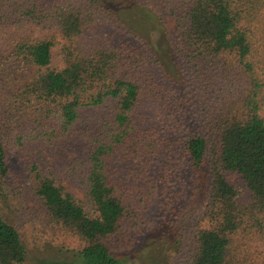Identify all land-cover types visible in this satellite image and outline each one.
I'll return each mask as SVG.
<instances>
[{"label":"trees","instance_id":"obj_1","mask_svg":"<svg viewBox=\"0 0 264 264\" xmlns=\"http://www.w3.org/2000/svg\"><path fill=\"white\" fill-rule=\"evenodd\" d=\"M106 14L132 39L160 30L163 62L182 73L199 75L203 64L221 71L215 102L196 94L199 112L188 120L144 128L141 99L145 87L156 91L153 77L124 64L113 34L94 36ZM30 28L49 35L23 38ZM2 34L0 264H28L19 231L2 214L9 140L27 162L30 190L48 223L81 245L71 262L46 264H124L119 255L153 226L150 208L170 169L169 158L158 159L162 151L181 152L194 173L204 167L209 178L206 226L194 232L184 264H264V0H0ZM54 58L62 67L51 66ZM183 94L168 95L171 116ZM73 147L79 155L56 171L40 156L58 161ZM57 174L79 186L86 204ZM231 175L247 189V201Z\"/></svg>","mask_w":264,"mask_h":264},{"label":"rangeland","instance_id":"obj_2","mask_svg":"<svg viewBox=\"0 0 264 264\" xmlns=\"http://www.w3.org/2000/svg\"><path fill=\"white\" fill-rule=\"evenodd\" d=\"M164 21L167 33L174 35L172 21L168 19L166 22L165 14ZM118 26L119 23L115 18L108 19L106 14L94 36L101 38V35H105L109 38L113 34L114 37L111 38L122 50L124 64L139 77L141 74L153 77L152 82L156 91L147 92L144 86L146 93L141 99L144 128L155 127L160 130L171 118L183 122L188 120L191 114L199 112L196 106L200 102L196 94L209 105L215 102L214 97L218 94L221 82V71L216 72L203 64L200 66L199 75L192 76L189 71L186 74L182 73L173 63L163 62L165 56L161 55L165 46L160 39L162 36L160 30L152 34V38L146 33L142 40H138L126 36L127 32L121 33ZM3 34L0 35L1 43ZM47 35H49L47 31L30 28L21 36L33 40ZM145 41L150 47L145 44ZM51 66L62 67L55 58ZM197 76L200 77L199 82L195 79ZM197 85L203 87L202 92L199 90L195 92ZM188 87L189 89H186ZM208 89L210 91H207ZM176 91L180 93L183 91L184 99L181 101L180 112L173 109L175 116H171L168 106L171 99L168 95L172 93L174 97L177 94ZM213 91H217V94L214 95ZM7 148L10 166V175L7 178L9 199L7 203L3 202L2 214L4 219L19 231L26 248L28 264L71 262L72 257L81 249V245L77 240L48 223L45 209L30 190L27 162L23 155L18 153L17 146L14 147L11 140L8 141ZM78 155L77 147H73L63 152L58 161L45 151L40 156L48 169L56 171L57 167L65 164L67 158ZM164 157L169 158L167 163L170 169L167 167L166 178L160 184L159 198L150 208L153 226L139 236L130 251L119 255L125 259L124 264H184L193 244L194 232L206 226L203 219L209 185L206 169L202 167L200 173H194L181 152L178 156L171 154L170 157H167L165 151L160 152L158 159L163 160ZM124 165V169L128 170L131 164L127 160ZM157 175L164 174L161 172ZM57 181L67 193L86 204L83 192L77 184L64 179L59 174H57ZM229 181L240 191L241 199L247 201L249 193L240 178L231 175Z\"/></svg>","mask_w":264,"mask_h":264}]
</instances>
